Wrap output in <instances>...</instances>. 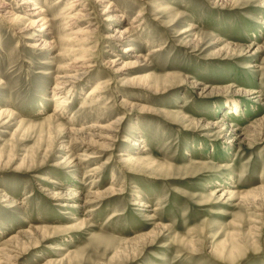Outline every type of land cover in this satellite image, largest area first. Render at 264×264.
Segmentation results:
<instances>
[{
    "label": "rangeland",
    "instance_id": "obj_1",
    "mask_svg": "<svg viewBox=\"0 0 264 264\" xmlns=\"http://www.w3.org/2000/svg\"><path fill=\"white\" fill-rule=\"evenodd\" d=\"M73 1L33 2L46 38L0 18V264H264V0H83L71 30Z\"/></svg>",
    "mask_w": 264,
    "mask_h": 264
},
{
    "label": "bare ground",
    "instance_id": "obj_2",
    "mask_svg": "<svg viewBox=\"0 0 264 264\" xmlns=\"http://www.w3.org/2000/svg\"><path fill=\"white\" fill-rule=\"evenodd\" d=\"M34 1L35 0H19V2H18L19 4L17 3L15 7H11V5L8 4V2L0 0V18H1V20L5 23V25L11 27V29L13 31H15V33L17 35H19L21 38H23L29 30L36 29V28H39L38 29L39 33H43V37L44 38L49 37L51 35V32L49 30V28H51V25H50L51 22L45 18V12H43L41 7H39L37 4H33ZM64 1L65 0H54L52 7H55L57 5L62 4ZM100 1L101 0H98V2H100ZM82 2H84V1L83 0H75L72 3H69L68 5H66L62 9V11L60 13L62 18L67 21V23H66L67 24V28H69L71 30H73L75 27H77L79 22L82 21L84 19V17H85V13H84L85 10L80 8L81 5H82ZM25 7H28L29 9H26ZM24 8L26 10H24ZM14 10H21L24 13H26V11L27 12L30 11L31 13L29 12V16H28V13H27V15H26L27 17H25L24 13H19L18 14ZM105 13H107V11H105L103 13V15ZM142 17H143L142 13L138 14L137 18L133 19L132 25L133 24H137L136 26L139 27V25L142 23V21H140V19ZM109 20H110V18H107L106 21H109ZM89 27H91V26H87L86 30H81L79 34L75 35L74 38H72V41L75 40L76 42L81 43V44L87 43L84 39L79 40V36H89L91 34V32H92V31H90V29H88ZM131 31H132V28L128 27L122 32H117L115 35H109L107 37L105 36V38H103V39H109V40L111 39L113 41H118V40L124 39L127 36V34H129ZM43 37H41V38H43ZM41 38H39V39H41ZM31 42H33V41L27 42L28 47L33 48V49L37 48L36 43H34V42L31 43ZM49 45L50 44L46 43L45 39H44V41H42L40 49H45ZM81 46L83 47V45H81ZM123 49L124 50H122V51L127 52V53L132 51L131 47L123 48ZM74 51L77 52V54L75 55L77 58L75 60H73L74 61V66H73L72 69H73V71L80 70L82 72V74L77 73V74H75L73 76H69V77L63 78L66 81H60L59 83L55 82L54 87H53V91L55 92L53 101L62 100V104L60 106L61 108L64 107L65 104L68 103L66 98H65V96H68L70 93H72V89L75 86V83L72 82L73 79L77 78V77L83 78L84 77L83 75H88L91 72L92 68H94L91 64H89V61H91V58L88 55V52H89L88 49H83L82 53H78V52H80V50H74ZM156 51H158V50H156ZM111 55L115 56L113 54H111ZM114 63L116 64V62L111 61L109 63V65H115ZM0 84H1V82H0ZM110 85H111V82L107 83V84H103V83L96 84L94 86V88L87 94V97L100 99L104 94L108 93ZM65 91L67 92V95H65V96L63 95L62 96V94ZM98 101L100 102V100H98ZM58 112H60V110L56 109L54 111V113L51 114L50 116L53 117ZM213 126H215V125H213ZM104 129H106V128H104ZM73 131H75V134L78 133V131H76V130H73ZM102 137H103V139H112L111 138L112 136L110 134H108V133L105 134ZM142 149H143V151H147L146 148H142ZM128 160L129 159H127V158L125 159V158L122 157V161L121 162L122 163L123 162H127ZM142 161H143V158H142ZM142 164L144 165V163H142ZM96 174H97V172H96ZM105 194H106V192H105ZM57 197H58V195L56 194V195H54L53 198H57ZM74 197H76V196H74ZM87 197H93L92 199L94 200L95 198H98L99 195L98 194H94V195H90V196H87ZM85 203L92 204V203H94V201H88V202H85ZM17 205H19V203H17ZM139 206H144V204H139ZM154 210H157V209H154ZM14 239H15V237L9 238L7 241H5L4 243H7L6 246H8V248H6V246H5L3 249L0 250V252L1 251H6L7 252L4 255L6 259H9V258L10 259L11 258L15 259L21 254V253H19L20 250L18 248H16L17 244L14 242ZM13 242H14V245H11Z\"/></svg>",
    "mask_w": 264,
    "mask_h": 264
}]
</instances>
